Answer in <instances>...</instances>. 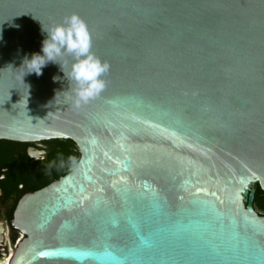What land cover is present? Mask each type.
Listing matches in <instances>:
<instances>
[{
	"label": "water",
	"instance_id": "95a60500",
	"mask_svg": "<svg viewBox=\"0 0 264 264\" xmlns=\"http://www.w3.org/2000/svg\"><path fill=\"white\" fill-rule=\"evenodd\" d=\"M72 13L110 65L78 108L23 66ZM0 139L77 153L16 200L6 264H264V0H0Z\"/></svg>",
	"mask_w": 264,
	"mask_h": 264
},
{
	"label": "flooded vegetation",
	"instance_id": "af4514ba",
	"mask_svg": "<svg viewBox=\"0 0 264 264\" xmlns=\"http://www.w3.org/2000/svg\"><path fill=\"white\" fill-rule=\"evenodd\" d=\"M28 150L37 152V157H30ZM74 153V145L64 140L17 142L0 139V264H6L12 248L24 236L9 224L16 200L23 193L45 185L43 182L59 168V155L75 161Z\"/></svg>",
	"mask_w": 264,
	"mask_h": 264
},
{
	"label": "clouds",
	"instance_id": "9594fccd",
	"mask_svg": "<svg viewBox=\"0 0 264 264\" xmlns=\"http://www.w3.org/2000/svg\"><path fill=\"white\" fill-rule=\"evenodd\" d=\"M43 30L46 38L41 46L42 55L33 54L31 59H25L23 66L26 72L40 76L47 62L56 63L63 77L54 76L53 81L66 79L71 83L67 99L74 107L96 98L106 88L104 77L109 73L110 65L92 53V36L86 22L72 13ZM68 57L72 60L70 66L67 65ZM58 58H63V62Z\"/></svg>",
	"mask_w": 264,
	"mask_h": 264
},
{
	"label": "trees",
	"instance_id": "16d2710c",
	"mask_svg": "<svg viewBox=\"0 0 264 264\" xmlns=\"http://www.w3.org/2000/svg\"><path fill=\"white\" fill-rule=\"evenodd\" d=\"M58 141H63V140L58 139ZM68 143L72 145L70 142ZM74 155H75L74 158L77 157L76 153H74ZM59 156L61 158L60 165H59L58 170L50 177V179L52 180L55 177H57L59 174H61L65 169H67L74 162L73 160L70 159V157L63 159L62 155H59ZM49 180H46L45 182H43V184H47ZM262 194H264V192L261 191L257 185H255L253 198H252V207L257 214L264 217V195Z\"/></svg>",
	"mask_w": 264,
	"mask_h": 264
},
{
	"label": "bare ground",
	"instance_id": "6f19581e",
	"mask_svg": "<svg viewBox=\"0 0 264 264\" xmlns=\"http://www.w3.org/2000/svg\"><path fill=\"white\" fill-rule=\"evenodd\" d=\"M10 255V254H9Z\"/></svg>",
	"mask_w": 264,
	"mask_h": 264
}]
</instances>
